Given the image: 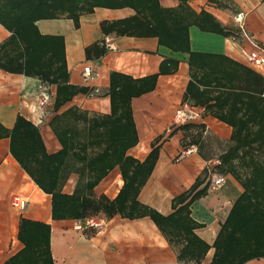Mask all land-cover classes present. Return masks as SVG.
<instances>
[{"label":"crops","instance_id":"0c3cea01","mask_svg":"<svg viewBox=\"0 0 264 264\" xmlns=\"http://www.w3.org/2000/svg\"><path fill=\"white\" fill-rule=\"evenodd\" d=\"M159 1L166 8H176L182 0ZM185 1L197 13L213 14L229 32L190 26V52L201 56H195V61L205 60L203 68L192 69L190 52L173 51L156 36L118 33L113 24L133 16L134 9L96 7L77 20L65 15L37 22L42 34L64 38L69 89L60 93V84L0 69V264H23L12 259L25 247L20 238L24 220L48 228L50 264H194L178 259L176 248L149 216L128 218L91 207L84 217H55L53 195L36 178L43 180L39 163L43 155L64 148L60 133L69 146L59 182L63 193L71 195L96 178L90 157L104 151L121 155L87 194L102 206L119 195L135 166L157 147L139 201L168 215L175 210L177 196L195 185L202 189L209 184L207 193L190 208L200 224L195 232L214 243L244 191L242 182L222 163V156L235 143L234 129L218 113L229 110L230 103L224 102H250L247 91L256 96L255 102H264V64L253 65L247 56L251 51L264 54V0ZM238 11L246 13L249 37L234 20ZM10 34L0 24V42ZM165 59L175 60V68L161 70ZM86 66L92 68L89 81L84 80ZM41 88L52 94L44 109L39 106ZM185 102L195 117L177 122L176 112ZM128 111L131 116L125 114ZM19 116L36 128L26 138L13 132ZM28 143L35 145L32 153L26 150ZM187 148L192 151L181 156ZM82 155L86 160L77 157ZM208 169L225 177L221 187L210 188ZM15 196L26 201L24 207L13 204ZM89 219L102 226H87ZM214 251L212 247L201 264H211ZM244 264H264V257Z\"/></svg>","mask_w":264,"mask_h":264},{"label":"trees","instance_id":"16d2710c","mask_svg":"<svg viewBox=\"0 0 264 264\" xmlns=\"http://www.w3.org/2000/svg\"><path fill=\"white\" fill-rule=\"evenodd\" d=\"M96 7L134 9L136 13L133 16L113 24L117 27L118 33L156 36L161 45L177 52L191 51L189 37L191 25H197L205 31L229 34L213 14L206 10L197 13L185 0L176 8H166L159 0H0V24L11 33L7 39L0 42V69L35 75L45 82L60 84V93L69 89L70 87L65 84L69 72L64 38L42 34L37 22L65 15L77 20L80 14L92 12ZM190 53L192 69L195 66L203 68L205 60L195 61V56H201ZM165 66L175 68L176 62L173 59H165L161 63V70L165 71ZM62 82L64 84H61ZM73 93L72 90L71 96ZM245 97L251 101L224 102V105L230 103L229 110L218 113L220 119L229 122L234 129L232 140L235 143L226 155L222 156V163L228 165L225 170L232 172L242 182L244 191L222 223L212 245L195 232L200 224L191 216L190 208L196 200L207 193L209 184L202 189L195 185L188 192L177 196L174 199L175 210L168 215L139 201L138 194L146 175L154 165L157 147L143 164L135 166L133 174L126 178L119 195L114 200L103 202L102 206L94 204L88 199L87 194L115 164V158L121 159V155L115 157L112 152L104 151L90 157L89 165L92 166L90 170L96 173V178L90 181L86 188H77L71 195L65 194L59 182L69 146L60 133L64 148L55 154L43 155L39 160L43 166V180L38 177L36 181L53 195L55 217H84L91 207L95 210L104 209L109 214L120 213L128 218L149 216L176 248L178 259L182 262L201 264L212 247L215 251L211 264H244L250 259L264 257V162L256 159L254 152L256 149L264 151V102H255L256 96L249 91ZM216 105L219 106V102H216ZM125 114L131 116L129 111ZM34 131L36 128L27 119L23 116L18 117L13 132L26 138ZM32 141L36 143L35 139ZM38 144L41 145L40 142ZM34 147V144L32 146L28 143L27 152L32 153ZM77 157L86 160L85 155ZM127 159L130 160L128 157ZM238 159L242 165L248 167L249 172L244 177L238 173L236 164L232 163ZM98 166L102 167L100 172L95 170ZM48 236L47 227L24 220L20 228V238L25 247L12 261L16 260L17 263L23 261V264H50L52 258Z\"/></svg>","mask_w":264,"mask_h":264},{"label":"built area","instance_id":"2783aa9c","mask_svg":"<svg viewBox=\"0 0 264 264\" xmlns=\"http://www.w3.org/2000/svg\"><path fill=\"white\" fill-rule=\"evenodd\" d=\"M245 18H246V13L244 11H238L234 15V20H235L240 32L243 35L249 37V35L247 34V31H246ZM247 56L253 65L261 66L262 64H264V54L261 52L251 51V52L247 53ZM83 75H84L85 81H89V79L93 78L92 68L90 66H86L84 68ZM51 100H52L51 92L46 88H41L40 89V95H39V106L42 109H44L50 104ZM194 117H195L194 112L190 108L189 103L185 102L182 104L181 107L178 108L176 115H175V121L186 122L187 120L193 119ZM191 151H192L191 148L183 149L182 152L180 153V155L181 156L187 155ZM207 175H208V177L211 178L210 188L213 190L221 187L225 182V177L223 175L215 174L214 170H212V169H208ZM25 203H26V201L21 199L20 197H18V196L14 197L13 204L15 206L24 207ZM86 225L87 226H93V227H101L102 226V224L100 222H98L94 219L87 220Z\"/></svg>","mask_w":264,"mask_h":264},{"label":"rangeland","instance_id":"374dc122","mask_svg":"<svg viewBox=\"0 0 264 264\" xmlns=\"http://www.w3.org/2000/svg\"><path fill=\"white\" fill-rule=\"evenodd\" d=\"M255 158L264 162V151L259 150L257 153H255ZM236 167H237L238 173L241 174L242 177L247 175L249 172L248 167H246L245 165H242L239 162V159L237 160Z\"/></svg>","mask_w":264,"mask_h":264}]
</instances>
